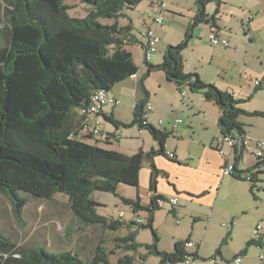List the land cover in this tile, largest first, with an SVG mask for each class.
<instances>
[{
	"label": "trees",
	"instance_id": "obj_1",
	"mask_svg": "<svg viewBox=\"0 0 264 264\" xmlns=\"http://www.w3.org/2000/svg\"><path fill=\"white\" fill-rule=\"evenodd\" d=\"M71 1L88 6L84 17H70L67 11L72 6L64 0H14L3 12L10 41L7 47L0 48V196L6 198L14 220L24 229L27 225L24 209L32 200H52L57 194L65 195L71 215L79 225L68 226L67 240L73 238L75 230L80 232L84 227L109 231L126 228L127 235L116 239L123 246L116 247L130 252L142 246L135 242L138 230L149 229L153 243L145 246L148 252L159 257V264H179L189 255L183 247L189 239L177 241L171 252L160 251L153 228L154 213L161 208L157 200L166 199L156 194L158 170L153 158L166 155L168 134L143 123L148 101L144 79L152 71H162L178 87L186 85L191 92L201 93L206 101L215 103L221 110V135H246L239 117L263 113L244 111L231 94L203 82L197 74L183 72L181 53L187 46L189 27L181 43L167 48L161 64L146 63L147 71L139 80L144 97L135 104L132 121L122 123L112 114L103 115L115 128L136 126L148 131L158 149L147 152L140 149L127 155L84 142L79 137L84 118L77 110L89 105L96 90L111 91L117 83L137 73L131 53L125 49L124 35L131 26H119L117 19L124 16L125 8L132 9L140 0ZM209 2H215L217 7L220 4V0H196L198 14L194 26L215 24L218 8L208 17L204 7ZM100 19L114 22L102 24ZM238 160L236 157L233 177L246 181L241 175L250 171L237 170ZM257 161L256 167L264 163ZM144 162L151 169L152 195L148 203L143 204L138 196L122 198L135 212H146L144 223H126L100 215L97 209L101 205L91 198L92 193L117 195L119 185L137 188ZM252 190L250 185L254 196ZM132 226L136 228L131 230ZM254 243L253 238L246 247ZM220 246L216 254L220 253ZM112 253L102 243L95 247L90 258H82L77 251L51 252L45 239L17 244L0 225V264H111ZM190 256L197 258L196 253ZM114 264H135V259L123 254Z\"/></svg>",
	"mask_w": 264,
	"mask_h": 264
},
{
	"label": "crops",
	"instance_id": "obj_2",
	"mask_svg": "<svg viewBox=\"0 0 264 264\" xmlns=\"http://www.w3.org/2000/svg\"><path fill=\"white\" fill-rule=\"evenodd\" d=\"M13 1L0 0V48L1 46L7 47L9 45L10 31L3 17V12L9 8ZM158 2L166 4L165 0H159ZM167 4L166 11L162 14L163 20L160 25L156 27L154 24H145L146 29L153 27L160 39L157 51L148 64H161L165 58L167 48L181 43L192 23L193 29L197 25H201V38H206L210 47H212L210 56L206 60L201 57L199 59H194V57L190 59L186 56L188 43L193 38L192 30H190L187 46L181 53L183 57V72L186 74H197L203 82L214 84L217 89L231 94L234 99L239 100L240 103L237 106L244 111L263 113L261 116L241 115L239 121L243 125L244 133L249 138L251 137V140L252 138L264 140V128H261L259 131L254 130V127L259 125L260 121L264 119V109L248 108L250 103L259 97L263 98L264 104V13L262 12L264 0H220L218 7L215 2H209L204 7L208 17L212 16L218 8V13L214 19L215 24L201 23L195 26L194 17L198 14V7L196 0H193L192 9L187 12V23L184 28L179 33L172 35V32L168 30L170 26H167L166 34L160 35V30L163 28L164 14L170 13L168 10L181 14L177 9H174L173 0L168 1ZM212 30L216 32L218 37L227 41V46H212L210 44L208 36ZM245 41H247V44L244 48L242 44ZM144 42L145 40L134 36L131 42L126 43L125 49L131 53L132 60L137 67V73L113 87L110 93L119 103L114 107H105L102 115L97 118L100 125H102L101 136L83 137L82 140L84 142L109 149L108 146H112L113 144L111 136L115 137L117 132L121 133L122 130L128 129L123 127L115 128L111 124L114 129H106L101 124V121L104 119L103 115L108 116L110 114H112L115 120L122 123H130L132 121L133 108L144 97L143 92L139 88V80L147 71V64L143 59ZM200 44V41H192L191 48L193 49V53L194 49ZM256 81L259 82L258 85L255 84ZM143 86L148 94L147 99L152 103L153 107L147 118V122L157 130L168 134L164 147L165 152H171L175 156V160H169L166 155H156L153 158L154 166L158 170V175L156 176V194L165 198L175 197L177 198V202L181 199L188 204L198 205L197 210H192V213L189 215L191 218V215L194 214L195 219H192L193 223L196 220L201 222L205 220L208 227L214 218H222L223 223L219 226L222 232L218 234V238L220 237L218 247L223 240L225 242L220 246L219 254L215 253L218 247H214L207 254L214 256L218 260V264H229L235 255L242 256L241 264H249V255L254 251L252 249L264 251V235L255 239L256 243L246 247V243L253 239V230L257 224L261 225L264 232V215L242 227L241 221L246 219L245 215L248 210L241 204V198L247 194L251 196L254 202H264V200L260 199V194H264V163L256 167L258 161L255 159L245 169L241 168L239 164L243 162L244 152L247 151L243 150L242 153L241 146H238L237 154L230 161L235 162V158L238 157L237 170L250 171L246 174L253 173L254 184L252 185V191L254 196L250 191V185L243 184L246 187L245 190L244 188H238L245 181L221 175L224 160L216 151L213 143L221 135L219 128L220 108L215 103L206 101L201 93L191 92L188 86L181 85L178 87L175 83L169 81L162 71L150 72L144 79ZM182 90L187 93L184 97L180 95V91ZM177 119L180 120V124L174 129L172 123ZM159 120H162L161 124L158 123ZM137 130L141 144H143L142 140L149 141L151 144L148 150L143 145L138 147V150L142 149L144 152H147L151 149H158L157 143L152 139L148 131L138 128ZM107 135L110 138L105 139ZM133 141L139 140L134 139ZM250 147H253L252 142L250 143ZM118 152L123 153L121 151ZM145 163V166L143 164L139 173V185L143 187L147 186L148 191V199L146 202L142 200L143 204H147L149 197L152 195L149 189L151 169L148 162ZM55 196L52 200H44V203L33 204L32 200L24 209L25 219L32 210L34 216L42 217L44 215L51 222L57 223L60 226V228L54 229L51 235H48V242L45 239L47 247L51 252L63 251V240L67 242L65 231L71 223L75 225V228L79 227L71 215L68 200L58 202L54 200ZM1 204L3 203L0 199V209ZM218 204L219 206L217 207ZM237 207L241 211L238 218L235 219L234 215L228 214ZM174 208L170 207L169 213L174 218H178V211ZM5 213L7 212L5 211ZM155 213L153 226L155 224ZM179 223L180 221H177V224ZM84 228L80 232L75 230L74 235L81 234ZM122 229L126 231L124 234L126 235V228H121L120 230ZM61 230L63 240L60 242L56 240L57 243H60V245H56L54 239L60 236L59 232ZM94 231L99 232L100 236H98L99 239L97 241L94 237L96 242L93 250L98 244L104 242L102 236L106 233L111 235L117 233L109 230H100L99 228H96ZM191 231L187 238L189 241L194 242L195 246L187 249L186 252L189 254L196 253L197 258L196 260L192 259L189 263L194 264L198 260L204 262L206 259L202 258V256L206 242V231L200 234L195 233L193 224ZM81 235L82 241L86 243L84 234ZM37 239L35 238L30 242ZM92 241L91 239L90 243ZM236 241L239 242V245L235 249L231 248V245ZM81 248H85L84 244ZM248 248L250 249L248 250ZM260 255H264V252L259 254L255 264L264 263V258L262 260L259 259Z\"/></svg>",
	"mask_w": 264,
	"mask_h": 264
},
{
	"label": "rangeland",
	"instance_id": "obj_3",
	"mask_svg": "<svg viewBox=\"0 0 264 264\" xmlns=\"http://www.w3.org/2000/svg\"><path fill=\"white\" fill-rule=\"evenodd\" d=\"M159 0H140L136 6H134L132 9L125 8L122 13L124 16H121L117 19V23L119 26H126L130 25L131 30L127 31L124 35L126 42H131L134 36H138L140 39L145 40V38L142 36V32H144L145 24L150 23L153 24L152 20L148 17L151 9V5L153 3H157ZM166 4L168 1L172 0H165ZM65 4H68L72 6V9L67 11V14L70 17H84L88 11V6L85 4H81L79 2L71 1V0H64ZM152 3V4H151ZM193 0H173L174 9H177L181 14L175 13L172 10H168L170 13L164 14V22H163V28L160 30V35H165L167 31V26H170V32H172V35L179 33L184 26L187 23L186 17L187 12L192 9ZM167 6H169L167 4ZM172 12V13H171ZM100 23L102 24H112L114 20H108V19H100ZM156 26V25H155ZM157 27V26H156ZM153 28V27H152ZM201 25H197L193 29V23L190 26V30H192L193 38L188 43V49L186 56L188 58L199 59L200 57L204 60L208 59L211 53L212 47H210L208 41L206 38H201ZM154 29V28H153ZM155 30V29H154ZM205 35V34H204ZM208 35V34H206ZM165 38V37H164ZM200 41V45L194 49V53L192 52L193 49L191 48L192 41ZM247 44V41H245L244 44H242V47L245 48ZM183 58V57H182ZM183 61V59H182ZM214 85V84H213ZM263 98L259 97L252 101L248 108L250 109H264L263 108ZM130 114V112H128ZM130 117V116H129ZM153 121V120H152ZM101 124H103L106 129L113 128L109 122L102 119ZM101 131H102V125H100ZM261 128H264V119L260 121L259 125H256L254 127L255 131H259ZM114 129V128H113ZM138 130L136 126H132L128 129H124L120 132H117L116 138H113V144L112 146H108L109 149H115L118 151H121L123 153H126L127 155L134 154L138 151V147L141 145L144 146L145 149H150V143L149 141L142 140L143 144H141V140L139 139V135L137 134ZM102 134V133H101ZM100 137V136H99ZM251 138V137H250ZM134 139L139 141H133ZM253 140H262V139H254ZM117 140V141H116ZM264 141V140H263ZM151 142V140H150ZM92 143V142H91ZM251 152H244L243 156V162H240L239 166L243 169H245L246 166L251 165L256 157ZM145 163V162H144ZM146 164V163H145ZM144 164V166H145ZM142 169V168H141ZM141 171V170H140ZM231 176H228L229 178ZM242 185H239L238 188H244L245 186L243 184H247L248 186L251 185L248 181H245L244 183H241ZM117 195H113L111 193H105V192H93L91 195V198L94 201H97L100 203V207H98V213L102 216H105L106 218H113L115 220L124 221L126 223L134 222L136 223L137 220H146V212L145 211H138L135 212L133 208L124 203L122 201V198L125 199H135L137 196L140 198L141 202L142 200L144 202L148 199V191L147 186L143 187L142 185H138L137 188L127 185H120L118 191L116 192ZM259 195V194H258ZM1 202V213H0V222L1 227L5 228L13 237V239L16 241V243L24 244L28 243L35 238H38L40 240H47L48 235H51L54 229L60 228V226L57 223L51 222L50 219H48L46 216L38 217L34 216L33 212L31 210V213L26 217V227L24 229H20L16 221L14 220L8 201L5 197L0 196ZM67 199L65 195L57 194L54 198L56 201L64 202ZM260 199L264 200V194H260ZM44 200H33L34 203H44ZM174 207L175 210L178 211V218H174L170 213V205L165 204L163 207H161V210L157 213H155V224L153 226L159 242L157 244V248L160 251L165 252H171L173 251L174 244L177 241H185L188 239V235L191 231V226L193 224L194 232L197 234L204 233L206 231V242L204 247V254L202 258L206 259V261H195L194 264H207V260L212 256L210 254H207L213 249L214 247H218L219 245V239L218 234L221 233V229L219 226L223 223L222 218L216 217L214 218L209 226L207 227V224L205 220L199 221L196 220L195 223H193L192 219H195V216L190 214L192 213V210H197L198 205L188 204L187 202H184L183 200H178ZM241 204L245 206V208L248 210L246 213V219L241 221L242 227L245 225H248L256 219H258L261 215H264V202H254L250 195L245 194L241 198ZM219 204L217 205V207ZM5 211L7 213H5ZM240 208L237 207L233 209L231 212H229L228 215H234L235 219L238 218L240 215ZM123 213V218H119V214ZM242 216V215H241ZM177 221H180L179 224H177ZM156 225V226H155ZM136 227L132 226L131 230H134ZM207 228V230H206ZM96 228H84L81 231V234H84L83 236L86 238L85 241H82V235L76 234L74 235V238L71 240H63V233L62 230L59 232L60 236L58 238L54 239V243L56 245H60V243H57L56 240H63V251H77L78 254L82 258H90L93 254L92 251L93 247L95 245V242L99 239L98 236H100L99 232H95ZM120 230V229H119ZM112 231V232H117ZM126 231L123 229L117 232L115 235H111L109 233H106L104 236H102V239L104 242L102 243L104 248H106L108 251H112L113 253L110 255L109 260L111 264H114L116 260L122 256L123 254H129L133 256L135 259V264H159V257L156 255L150 254L147 250L148 245H152L153 238L152 234L149 229H140L138 230L135 242L138 244H141V247H138L135 251L130 252H124L121 248L116 247L123 246L120 241L116 240L119 238H122L126 235ZM253 236V235H252ZM94 237L96 238V241L94 240ZM113 237V238H112ZM93 240L90 243V240ZM85 240V239H84ZM48 242V240H47ZM85 248H81L83 247ZM239 245V242L236 241L231 245V248H236ZM146 246V247H145ZM250 248H248L249 250ZM252 251L249 255V264H255L257 262V257L260 253L264 252L261 250L252 249ZM144 258V259H142ZM191 264V263H189ZM223 264V263H222ZM264 264V263H263Z\"/></svg>",
	"mask_w": 264,
	"mask_h": 264
},
{
	"label": "built area",
	"instance_id": "obj_4",
	"mask_svg": "<svg viewBox=\"0 0 264 264\" xmlns=\"http://www.w3.org/2000/svg\"><path fill=\"white\" fill-rule=\"evenodd\" d=\"M166 4L163 2L153 3L151 5V11L148 17L152 20L153 24L158 26L162 23V14L166 11ZM262 12L264 13V6L262 8ZM142 36L145 38V42L143 43L144 48V62L149 63L151 61L152 56L157 51V45L160 41L159 37L157 36L155 30L152 27H149L142 32ZM209 42L212 46H227V41L223 38L217 36L216 32L212 30L208 36ZM256 85L259 82H255ZM186 91H180V95L182 97L186 96ZM119 102L115 97H113L110 91L106 90H96L90 98V103L86 107L79 108L77 113L79 116L83 117L84 120L82 122L79 137H98L101 136V128L100 122L97 120L100 115H102L103 110L107 106L114 107ZM152 103L147 101L144 106V113H143V123L147 122V118L152 111ZM159 124L162 123V120L158 121ZM180 120H175L172 123V127L175 129L179 126ZM110 138L109 135L105 137V139ZM111 138H116L111 136ZM253 143V147H250V143ZM214 147L218 154L223 158L224 164L221 168V175L223 177L231 176L236 174L235 170V162L230 161L231 158H234L237 154L238 146H241L242 150H246L251 152L250 154L254 155L257 160H264V141L263 140H251L247 135H243L239 137L237 135H220L214 141ZM166 156L169 160H173L175 158L174 154L171 152L166 153ZM241 177L248 181L251 185L254 184L253 173L251 174H242ZM159 207H163L165 204L174 207L177 204V198L171 197L166 198L165 200L158 199L156 203ZM119 218H123V213H120ZM137 223L143 224L144 220H137ZM264 235L262 227L260 224H257L253 230V238L258 239ZM195 246L194 242L186 241L183 245L185 251L187 249H191ZM188 253V252H187ZM189 254V253H188ZM264 255H260L259 259L262 260ZM192 257L189 255H185L184 260L179 264H187L192 261ZM218 260L212 256L207 260V264H218ZM242 263V256L235 255L229 264H241Z\"/></svg>",
	"mask_w": 264,
	"mask_h": 264
}]
</instances>
